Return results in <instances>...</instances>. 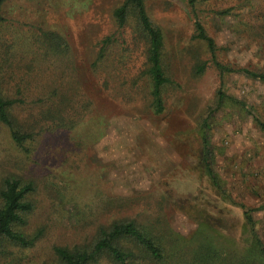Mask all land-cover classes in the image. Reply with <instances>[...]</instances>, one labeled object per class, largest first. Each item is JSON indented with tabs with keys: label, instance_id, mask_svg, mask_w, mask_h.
<instances>
[{
	"label": "rangeland",
	"instance_id": "1",
	"mask_svg": "<svg viewBox=\"0 0 264 264\" xmlns=\"http://www.w3.org/2000/svg\"><path fill=\"white\" fill-rule=\"evenodd\" d=\"M125 1L9 0L4 7L0 78L21 101L17 125L35 141L17 149L0 124V187L7 178L33 185L25 231H43L34 248L14 250L17 264H50L54 247L90 243L101 227L130 220L172 249L178 236L189 239L185 256L209 228L245 255L241 206L252 210L264 242V132L255 121L264 123V84L226 76L224 91L238 103L220 107V74L194 38L200 22L221 64L264 73V0H199L195 8L188 0H145L174 82L162 115L151 106L147 42L113 18ZM41 31L62 36L69 53L40 50ZM108 37L113 44L95 67ZM58 117L65 127L57 128ZM204 133L219 186L205 166Z\"/></svg>",
	"mask_w": 264,
	"mask_h": 264
},
{
	"label": "trees",
	"instance_id": "2",
	"mask_svg": "<svg viewBox=\"0 0 264 264\" xmlns=\"http://www.w3.org/2000/svg\"><path fill=\"white\" fill-rule=\"evenodd\" d=\"M8 1L0 0V34L4 23L2 14ZM198 1L188 0V4L191 8H195ZM113 18L119 29L132 24L137 36L147 42V76L151 85V106L156 115H162L165 112L164 90L174 86V82L164 68V36L161 29L152 22L145 0H126L114 11ZM195 33L194 38L205 44L211 55V62L220 74L222 84L217 95L220 107L226 101L238 103L224 91L226 76L244 75L264 84V73L221 64L217 60L215 41L208 36L200 22L195 24ZM34 40L41 44L40 50L46 53L52 52V55L57 56H66L69 53L68 44L57 33L41 31ZM112 44L113 37H108L103 41L101 52L94 64L95 67L106 59ZM11 49L12 47H10ZM204 70L205 65L198 66L196 73L203 74ZM20 92H18L19 95ZM53 98L51 97V100ZM20 102L19 99L9 95L0 78V124L6 128L14 147L25 151L28 148L27 144L35 141V134L33 131L25 132L17 125L14 112L15 105ZM49 118L51 117L48 115L47 119ZM53 118H56L55 115ZM58 121L60 125L57 123V128L67 125L59 117ZM255 121L264 132V123H260L256 118ZM202 141L207 172L214 184L219 186L209 160V141L205 133L202 135ZM34 191L32 184H24L16 178H7L2 182L0 187V264H17L13 260L16 258L14 250L32 249L42 236L43 231L34 234V236L25 231L29 226V218L35 211L34 202L31 200ZM241 208L244 212L242 233L249 242V245H246L249 252L245 255L236 254V251L228 246L231 240L230 236L223 234L220 229L209 228L208 231L199 232L198 244L190 249L189 256H185L184 245L189 242V239L186 240L178 236L176 247L172 249L165 241L158 239L155 234H150L135 221L130 220L115 222L108 228L101 227L90 243L73 247H54L55 259L50 264H144L143 261H147L149 264H264V242L257 233L252 210L245 206H241ZM194 237L195 234L192 240Z\"/></svg>",
	"mask_w": 264,
	"mask_h": 264
}]
</instances>
